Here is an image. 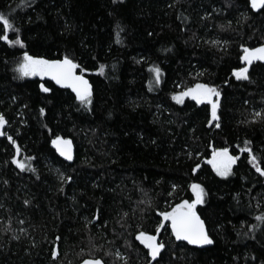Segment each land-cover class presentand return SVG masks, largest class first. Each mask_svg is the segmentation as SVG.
Instances as JSON below:
<instances>
[{"label": "trees", "instance_id": "trees-1", "mask_svg": "<svg viewBox=\"0 0 264 264\" xmlns=\"http://www.w3.org/2000/svg\"><path fill=\"white\" fill-rule=\"evenodd\" d=\"M0 14L25 45L0 39V264H150L135 237L156 235L160 213L194 201L193 184L206 193L196 211L213 245L177 242L164 224L153 264H264V176L241 152L247 142L264 167V64L249 80L233 75L247 66L242 49L264 44V10L250 0H0ZM25 53L79 63L90 110L46 78H21ZM196 84L220 92L219 128L210 105L172 99ZM57 136L74 143L72 163L57 155ZM223 148L239 157L226 178L207 163Z\"/></svg>", "mask_w": 264, "mask_h": 264}, {"label": "snow or ice", "instance_id": "snow-or-ice-1", "mask_svg": "<svg viewBox=\"0 0 264 264\" xmlns=\"http://www.w3.org/2000/svg\"><path fill=\"white\" fill-rule=\"evenodd\" d=\"M250 7L256 12H261V10H264V0H250ZM0 25L3 26V32L5 33L0 35V39H3L10 45L15 44L19 45L21 48L25 47L23 41L19 38L15 40L9 39V36L6 33L9 31H18V29H14L13 23L3 14H0ZM117 42H120L118 34ZM242 51L244 54L241 57V60L247 66L240 68L239 70H234L233 75L237 80H249L248 71L253 62H264V46L255 49L245 47ZM77 70L80 72L85 71L79 63L74 62L67 55L64 56L62 60H47L35 58L27 53L24 54L23 62L15 69L21 78L39 76L43 79L48 77L49 79L55 81V83L61 88L71 89V91L75 93V97L80 104L90 110L92 103V87L83 75L77 74ZM104 71L105 68L101 65L99 74L103 75ZM150 71L154 73L155 83L159 84L163 75L161 70L158 67H153ZM40 88L45 93L51 91L49 88L44 87L43 84L40 85ZM219 96L220 92L216 88L210 87L206 84H196L193 88H189L186 91H182L179 94L174 95L172 99L179 105H183L186 99L195 101L197 105H211V121L209 122V127L213 126L212 121H216L215 127L219 128V117L217 115L218 102L214 100V97ZM40 113L41 115H44V109H41ZM256 115L260 116L261 113H256ZM7 123L8 121L5 116L0 113V136L5 135L4 128ZM7 139L15 145L16 156L19 157L21 153L19 145L16 144V141L11 136H8ZM52 144L59 152V155L65 160H73L71 140H66L57 136L52 141ZM241 152L248 153L250 156L249 163L252 164L253 168H255L261 176H264V167H261V162L253 154L252 149L247 146V142L245 147L241 149ZM29 159H35V157H25V161H28ZM238 159V156L230 154L228 148H223L221 150L213 149L212 159L207 161V163L212 165L217 175L226 178L232 174V167L236 164ZM12 163H14L20 171L30 170L35 172V169L31 168L29 163L21 161L19 158L14 159ZM67 179L70 181L71 178L69 177ZM191 188L195 195L194 201L189 202L185 200L176 205L172 211H165L160 213V215L163 217L164 222H170L172 235L177 241H185L187 244L197 246L210 245L213 243V240L208 236L205 230L204 221L201 220L196 211L197 205L204 203L206 193L198 184H193ZM97 219H99V216H97ZM256 219L264 222V216H258ZM21 223L23 222L21 221ZM163 227L164 223H161L156 229V232L159 233ZM135 238L146 249H148V255L151 257V261H157L161 251L165 248V245L158 241V236L149 235L141 231ZM57 240H59V237H57ZM58 255L59 252H55L54 258L58 257ZM83 264H103V261L101 259H89L83 261ZM125 264H127L126 261Z\"/></svg>", "mask_w": 264, "mask_h": 264}, {"label": "water", "instance_id": "water-1", "mask_svg": "<svg viewBox=\"0 0 264 264\" xmlns=\"http://www.w3.org/2000/svg\"><path fill=\"white\" fill-rule=\"evenodd\" d=\"M261 46H264V44H263V45H259V46L254 47V48H250V49L259 48V47H261ZM256 63L264 64V62L254 61L252 65H254V64H256ZM252 65H251V66H252ZM251 66H250V67H251ZM250 67H249V68H250ZM77 74H78V75H82V74H80V73L78 72V70H77ZM45 78L48 79V80H50V81H52L57 87L61 88L59 85H57V84L55 83V81L49 79L48 77H45ZM84 78L87 79L85 76H84ZM87 80H88V79H87ZM88 81H89V80H88ZM89 84H90V83H89ZM62 89H65V88H62ZM66 90H70V91H71V89H66ZM71 92H72V91H71ZM72 93L75 94L74 92H72ZM63 139H64V138H63ZM66 140H69V139H66ZM55 150H56V148H55ZM72 151H73V160H72V161H67V160H65L62 156L59 155V152H58L57 150H56V153H57V155H58L62 160H64L65 162H67V163H72V162L74 161V159H75V155H76V148H75V145H74L73 142H72ZM197 214L199 215L198 212H197ZM199 216H200V215H199ZM200 218H201V216H200ZM201 220H203V219L201 218ZM203 221H204V220H203ZM163 223H164V224H168V225H169V228H170V231H171L170 222H164V221H163ZM204 226H205V230H206L208 236L210 237L205 222H204ZM171 233H172V232H171ZM159 234H160V232L156 234V235L158 236V240H159ZM172 236H173V235H172ZM173 238L175 239L174 236H173ZM210 239H212V238L210 237ZM175 241H177V240L175 239ZM177 242H181V243H185V244H187V242H185V241H177ZM187 245H189L190 247L197 248V249H203V248L211 247V246L213 245V243L210 244V245H204V246H197V245H190V244H187ZM147 250H148V249H147ZM149 257H150V256H149ZM89 259H91V260H95V259H93V258H88V259H85V260H89ZM85 260H83V261H85ZM150 260H151V257H150ZM83 261H82L81 263H79V264H83ZM102 261H103V260H102ZM154 262H155V261H150V264H153ZM103 264H105V263L103 262Z\"/></svg>", "mask_w": 264, "mask_h": 264}, {"label": "rangeland", "instance_id": "rangeland-1", "mask_svg": "<svg viewBox=\"0 0 264 264\" xmlns=\"http://www.w3.org/2000/svg\"><path fill=\"white\" fill-rule=\"evenodd\" d=\"M23 62V61H22ZM21 62V63H22ZM214 100H216L217 102H218V107H219V97H214ZM211 106V105H210ZM217 111H218V108H217ZM212 122H214V121H212Z\"/></svg>", "mask_w": 264, "mask_h": 264}]
</instances>
